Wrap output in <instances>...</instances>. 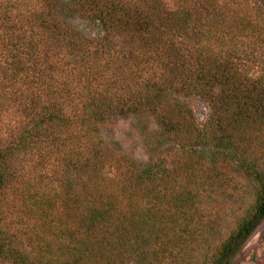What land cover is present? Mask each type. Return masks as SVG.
Here are the masks:
<instances>
[{
    "label": "trees",
    "instance_id": "16d2710c",
    "mask_svg": "<svg viewBox=\"0 0 264 264\" xmlns=\"http://www.w3.org/2000/svg\"><path fill=\"white\" fill-rule=\"evenodd\" d=\"M121 115L147 166L103 137ZM263 219L264 0H0V264H230Z\"/></svg>",
    "mask_w": 264,
    "mask_h": 264
},
{
    "label": "rangeland",
    "instance_id": "374dc122",
    "mask_svg": "<svg viewBox=\"0 0 264 264\" xmlns=\"http://www.w3.org/2000/svg\"><path fill=\"white\" fill-rule=\"evenodd\" d=\"M60 15L66 22L87 35L98 36L103 32L99 21L82 17L67 7L61 9ZM187 101L198 123L203 125L209 113L208 105L199 97H189ZM110 122V127H102L103 137L112 142L116 148L132 156L140 166H147L149 156L144 145L142 131L139 128L138 118L134 115H121L113 117ZM143 124L148 129H153L155 126L147 120H144ZM250 201V191L247 190L244 200L234 198V196L233 198L217 197L210 203L206 221L213 226L214 240L224 237L231 231ZM230 264H264V219Z\"/></svg>",
    "mask_w": 264,
    "mask_h": 264
}]
</instances>
